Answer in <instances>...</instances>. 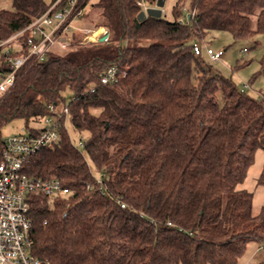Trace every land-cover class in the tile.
<instances>
[{"label": "trees", "instance_id": "trees-1", "mask_svg": "<svg viewBox=\"0 0 264 264\" xmlns=\"http://www.w3.org/2000/svg\"><path fill=\"white\" fill-rule=\"evenodd\" d=\"M52 1L0 9V42ZM186 1L176 0L173 19L139 20L143 3L157 0H85L81 18L95 8L86 28L104 25L108 39L74 34L46 59H29L0 97V162L3 128L21 118L37 132L31 122L53 114L51 104L68 106L73 129L86 135L83 151L62 125L59 142L24 164L72 189L31 199L33 253L46 264H238L249 242H264V209L255 214L253 192L238 187L264 148V97L239 90L193 50L213 31L264 32V0H190L179 20ZM111 67L116 78L102 82Z\"/></svg>", "mask_w": 264, "mask_h": 264}, {"label": "built area", "instance_id": "built-area-1", "mask_svg": "<svg viewBox=\"0 0 264 264\" xmlns=\"http://www.w3.org/2000/svg\"><path fill=\"white\" fill-rule=\"evenodd\" d=\"M87 4L85 0H53L46 11L28 26L0 42V57L4 58L0 61V97L14 86L19 70L29 59L42 61L53 46L65 48L69 45L74 35L71 24L73 20L81 19L87 11ZM47 28L51 30L47 31ZM78 30L84 32V41H98L101 37L92 39L97 29ZM22 35L27 36L24 43L20 40ZM193 50L196 55H202L204 46L194 42ZM206 53L217 60L224 50L207 46ZM116 73L115 67L109 68L102 76V82L114 80ZM50 109L54 113L42 119L46 121L45 127L37 132L21 131L4 139L0 162V264H46L33 253L31 199L33 195L56 199L72 194V189L59 178L32 176L24 169L30 156L43 147L57 144L61 138L59 128L66 126L69 108H57L51 104ZM98 180L101 182L100 178ZM87 187L91 185L88 183ZM261 247L264 248V242Z\"/></svg>", "mask_w": 264, "mask_h": 264}, {"label": "rangeland", "instance_id": "rangeland-1", "mask_svg": "<svg viewBox=\"0 0 264 264\" xmlns=\"http://www.w3.org/2000/svg\"><path fill=\"white\" fill-rule=\"evenodd\" d=\"M50 2L51 0H46ZM176 0H157L154 4H146L143 10L146 13L154 11L157 16H163L173 19V6ZM191 1L185 2L182 14L178 17L179 20H184L190 13ZM12 0H0V9H14ZM95 8L89 7L88 14L84 18H77L71 24L72 33L74 36L82 38V33L78 28H86L89 26L90 18L94 17ZM97 14L95 13V17ZM97 18V17H96ZM51 28H47L50 31ZM109 32V29H108ZM106 33L104 25L100 26L94 33L92 39H97ZM83 39V38H82ZM14 42V41H13ZM204 46V58L213 66L215 70L226 77H231L241 91H245L248 95L257 98L264 97V73L260 72V61L264 55V32L255 34L248 38L235 39L233 35L226 30H217L211 32L206 41H202ZM210 46L214 50H224L221 58L217 60L211 59L206 53V47ZM57 49H61L58 47ZM66 100L69 101L72 91L67 89L65 92ZM31 126L43 128L46 126V121L31 122ZM66 126L69 130L72 142L81 150L84 149L83 139L86 135L74 130L70 122V117H67ZM27 131L26 124L23 119H15L8 123L3 128V136L11 138L18 132ZM93 174L99 179L101 178V171L96 169L94 164L90 161ZM264 169V148H259L256 151L255 159L248 169L245 179L238 185L239 188H245L253 192V212L259 214L264 209V184L258 182L262 171ZM262 243L258 241H251L248 243L245 253L239 259L238 264H259L264 260V248Z\"/></svg>", "mask_w": 264, "mask_h": 264}, {"label": "water", "instance_id": "water-1", "mask_svg": "<svg viewBox=\"0 0 264 264\" xmlns=\"http://www.w3.org/2000/svg\"><path fill=\"white\" fill-rule=\"evenodd\" d=\"M147 15H155L154 14V11L153 12H150V13H146L145 10H141L138 14V19L139 20H143ZM157 16V15H156ZM109 37V32H106L104 35H102L100 38H99V41H105L107 40Z\"/></svg>", "mask_w": 264, "mask_h": 264}, {"label": "crops", "instance_id": "crops-1", "mask_svg": "<svg viewBox=\"0 0 264 264\" xmlns=\"http://www.w3.org/2000/svg\"><path fill=\"white\" fill-rule=\"evenodd\" d=\"M106 28V32H108V27L104 26Z\"/></svg>", "mask_w": 264, "mask_h": 264}]
</instances>
